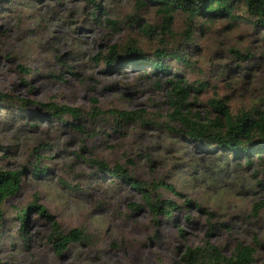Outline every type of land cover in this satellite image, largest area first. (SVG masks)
<instances>
[{"label": "rangeland", "instance_id": "1", "mask_svg": "<svg viewBox=\"0 0 264 264\" xmlns=\"http://www.w3.org/2000/svg\"><path fill=\"white\" fill-rule=\"evenodd\" d=\"M95 4L101 9L92 15L89 0H0V92L9 96L0 101V168L22 173L18 192L2 205L0 264H185V250L206 240L226 257L238 244L251 245L253 264H264V207L252 212L264 200V165L253 160L245 166L187 138L166 116L167 75L151 74L147 65L110 68L93 60L130 40L150 58L156 49L186 48L193 64L180 67L194 87L192 107L204 114L211 111L208 99L223 98L236 114L264 109V30L243 1L235 19L202 27L201 20L189 24L177 12L170 34L159 36H147L138 25L162 24L156 6L136 0ZM188 28L193 35L185 40ZM199 83L205 87L196 90ZM91 98L102 110L143 111L142 119L120 132L107 115L86 119L80 133L37 104L54 101L88 112ZM90 158L109 168L120 164L144 184H172L179 195L163 188L153 194L179 207L169 218L155 217L136 189L97 170ZM33 201L45 214L30 209L23 226L18 210ZM51 221L62 233L82 228L89 242L68 243L59 254L49 241Z\"/></svg>", "mask_w": 264, "mask_h": 264}, {"label": "trees", "instance_id": "2", "mask_svg": "<svg viewBox=\"0 0 264 264\" xmlns=\"http://www.w3.org/2000/svg\"><path fill=\"white\" fill-rule=\"evenodd\" d=\"M96 0H89L94 6L92 15L100 11V4H95ZM243 1L245 11L251 16L254 25L264 30V0H136L138 6L154 5L157 12L161 15L162 24L149 25L138 24L139 30L147 36H159V34L168 35L171 32L173 16L177 12H183L187 17V23L195 22V19L201 20V27L218 18L229 17L235 19V8ZM97 6V7H95ZM106 22L115 27L117 22L112 19H106ZM188 24V25H189ZM187 25V26H188ZM189 27V26H188ZM190 28L185 33V40L192 38ZM154 58L148 57L134 40H130L127 45L121 49L116 43L109 47L105 55L101 53L95 55L93 60L100 62L103 60L106 66L113 68L117 65L126 66H148L151 74H164L169 77L171 87L168 92L167 102L169 112L167 118L176 123L187 138L194 143L204 146L208 149H217L227 157L234 160H241L245 166L257 160L264 165V109L242 110L239 113H232L231 109L223 98L212 97L207 103L211 109L201 114L196 111L189 101L191 90L194 87L187 83L181 67H190L193 61L186 57V48L156 49ZM170 62L177 66L173 67ZM181 66V67H180ZM19 68L28 72L24 66ZM205 84L199 83L196 90L204 88ZM8 94L0 92V101L6 102ZM195 100V99H194ZM92 105L90 111L86 112L80 107L66 104H58L54 101L37 102L39 106L46 110L50 118L59 120L63 125L68 126L75 131L85 133L84 123L86 119L96 120L103 116L112 118L111 128L113 131L120 132L123 126L135 123L142 119L143 111L125 110L118 108H109L102 110L95 98H91ZM22 100V103H25ZM21 108V107H19ZM215 113H212V112ZM65 116L70 117L68 122ZM88 163L94 165L99 171L107 172L129 184L136 189L149 211L155 216H165L169 218L174 209L179 206L171 199L162 198L161 195L153 194L159 188L179 195V192L172 184L164 181H153L151 184H144L141 181L131 177L126 167L115 164L112 168L99 159H87ZM35 171H38L35 170ZM22 173L20 170H4L0 168V225L3 217L2 205L6 198L16 194L19 190ZM186 203H191L187 199ZM131 208L139 209V204H131ZM264 207V200L259 202V207L254 206L253 214H257L260 208ZM38 208L40 214H45L43 206L36 205L35 201L18 210V216L25 225L26 216L30 209ZM208 218L213 212L206 211ZM50 218V215H45ZM189 218V217H187ZM52 231L49 235V241L60 254L63 249L71 242H89V237L82 228H73L68 233H62L59 224L51 221ZM182 232V230H180ZM255 249L251 245H240L235 247L234 252L226 257L221 254L219 248L209 242L188 247L182 254V260L185 264H253Z\"/></svg>", "mask_w": 264, "mask_h": 264}]
</instances>
